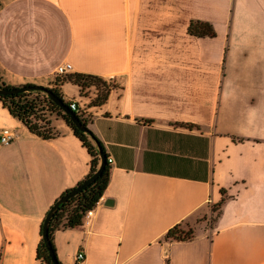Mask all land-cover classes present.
I'll list each match as a JSON object with an SVG mask.
<instances>
[{
	"label": "crops",
	"instance_id": "crops-1",
	"mask_svg": "<svg viewBox=\"0 0 264 264\" xmlns=\"http://www.w3.org/2000/svg\"><path fill=\"white\" fill-rule=\"evenodd\" d=\"M63 63L112 82L107 100L59 83ZM0 77L79 104L113 159L89 220L55 231L61 264H264V0H0ZM51 126L32 133L0 100L17 132L0 144V264H44V218L90 172L72 127ZM177 224L193 237L167 239Z\"/></svg>",
	"mask_w": 264,
	"mask_h": 264
},
{
	"label": "trees",
	"instance_id": "trees-1",
	"mask_svg": "<svg viewBox=\"0 0 264 264\" xmlns=\"http://www.w3.org/2000/svg\"><path fill=\"white\" fill-rule=\"evenodd\" d=\"M188 32L191 35L201 38L215 37L217 35V31L215 30L213 24L203 20H192L189 24ZM57 81L59 83L71 81L80 87L82 93H84L85 90L91 86L97 87L99 89V92L97 94L96 99L92 101V104L94 105H100L104 103L107 100L109 93L112 89V86H110L109 83L103 78L91 74H69L62 79L58 78ZM27 86L35 85L27 84ZM14 87L15 86L6 85V88ZM47 89L52 90L62 98L60 92L57 89ZM0 100L2 101L4 107L9 110L11 115L21 120L32 133H35L44 139H52L59 135V133L53 129L49 120H47V125L45 126L39 124L38 122L30 120V115L35 113L37 105L33 100L27 99V94L25 93V91L20 93H14L11 95H0ZM55 106H57L60 111H62L61 116L72 127L75 135L82 141L83 145L87 148L88 152L92 156V160L90 172L76 186L67 189L59 196L58 199H56L41 224V239L37 248V258H39L44 264H55L51 259L50 252L44 238L45 224L47 218L50 216L48 222L49 240L53 252L55 254L57 264H61L57 257L54 245L55 231L58 229H68L82 225L86 211L94 208L98 204L99 200L101 199L107 188L110 179V164L107 163L102 174L92 184L84 188L77 195L68 199H64L69 192H71L77 186L81 185L85 180L90 178L97 171L101 161L100 151L105 152V148L101 140L90 129L89 132H84L80 130L72 122L70 116L64 112L63 108H61L57 104ZM75 114L79 116L76 112ZM233 140L243 141L244 139L239 137H233ZM221 193L223 195L222 199L217 205L212 206L213 211H216L217 208L221 209L223 203L227 199L226 190L222 189ZM193 234L194 231L191 227L185 229L181 224H177L168 230L166 238L175 240H188L193 237Z\"/></svg>",
	"mask_w": 264,
	"mask_h": 264
},
{
	"label": "water",
	"instance_id": "water-1",
	"mask_svg": "<svg viewBox=\"0 0 264 264\" xmlns=\"http://www.w3.org/2000/svg\"><path fill=\"white\" fill-rule=\"evenodd\" d=\"M29 89L45 91L49 95L50 99L55 104H57L58 106L63 108L64 112L70 116L72 122L75 124V126L77 128H79L80 130H82L84 132H89V128L87 127V125L81 120V118L79 116H77L75 114L74 111H72L70 109L69 105L65 101H63V99L60 96H58L55 92H53L50 89H47L46 87H41V86H37V85H35V86L22 85V86H15L14 88H1L0 87V95H11L14 93L24 92V91L29 90ZM100 158H101V161H100V165H99L97 171L90 178L85 180L81 185L77 186L71 192H69L65 196L64 199H68L70 197L77 195L84 188H86L87 186L92 184L102 174L104 168L106 167V165L108 163V160H107L108 157H107V154L105 152L100 151ZM49 218H50V216L46 220L44 238H45V241L47 243L51 259L55 264H57L56 257H55V254L53 252V249H52V246H51V243L49 240V235H48Z\"/></svg>",
	"mask_w": 264,
	"mask_h": 264
},
{
	"label": "rangeland",
	"instance_id": "rangeland-1",
	"mask_svg": "<svg viewBox=\"0 0 264 264\" xmlns=\"http://www.w3.org/2000/svg\"><path fill=\"white\" fill-rule=\"evenodd\" d=\"M112 85L114 84L112 83ZM0 87L6 88V84L2 81L1 77ZM25 93L27 94V99L33 100L37 105L35 113L30 115V120H33L34 122H38L39 124L45 126L47 125V120H49L50 122L56 121L62 114V111H60V109L55 106L56 104L50 99L49 95L45 91L29 89L26 90ZM84 93L86 94L87 92ZM96 97H94L92 101H94ZM49 100H51V102H49ZM219 213L220 209L217 208L216 211L213 212V215L209 222L211 223L212 220H215Z\"/></svg>",
	"mask_w": 264,
	"mask_h": 264
},
{
	"label": "built area",
	"instance_id": "built-area-1",
	"mask_svg": "<svg viewBox=\"0 0 264 264\" xmlns=\"http://www.w3.org/2000/svg\"><path fill=\"white\" fill-rule=\"evenodd\" d=\"M73 70V66L70 63H63L60 64L57 69H56V73L57 76L62 79L65 76L69 75L72 73ZM110 86H114L112 85V82H109ZM49 102H51V100H49ZM70 109L74 112H76L79 117L80 115L83 114V107H81L79 104H77L76 102H71L68 104ZM17 137V132L10 128V127H4L0 129V144L2 145H8L11 142H13V140ZM108 163L111 165L113 163V159L111 157L107 158ZM94 212V209H89L88 211H86L83 220L88 221L89 218L92 216ZM85 259V254L83 251L78 252L77 254V264H81L82 261Z\"/></svg>",
	"mask_w": 264,
	"mask_h": 264
}]
</instances>
